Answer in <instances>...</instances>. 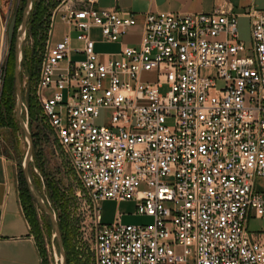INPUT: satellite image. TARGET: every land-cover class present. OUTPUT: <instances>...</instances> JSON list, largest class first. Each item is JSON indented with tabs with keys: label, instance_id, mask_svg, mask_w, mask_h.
<instances>
[{
	"label": "built area",
	"instance_id": "built-area-1",
	"mask_svg": "<svg viewBox=\"0 0 264 264\" xmlns=\"http://www.w3.org/2000/svg\"><path fill=\"white\" fill-rule=\"evenodd\" d=\"M56 10L30 95L79 185L93 264H264V231L247 229L264 218V10L245 13L249 48L225 2L148 12L139 44L105 55L92 29L117 42L131 15ZM57 17L80 46L52 39ZM106 200L151 222L104 223Z\"/></svg>",
	"mask_w": 264,
	"mask_h": 264
},
{
	"label": "rangeland",
	"instance_id": "rangeland-1",
	"mask_svg": "<svg viewBox=\"0 0 264 264\" xmlns=\"http://www.w3.org/2000/svg\"><path fill=\"white\" fill-rule=\"evenodd\" d=\"M63 1L33 0L32 10L27 21L26 37L22 44L23 116L27 117L33 136V160L29 166V172L35 187L57 215L67 264H93L91 242L89 238L82 235L80 229L84 212L81 209L83 200L76 195L79 192V185L56 142L42 123L39 106L30 95L38 74L51 17ZM24 4L25 0H0V153L12 158L17 164L21 201L30 223V233L40 252L41 263L59 264L58 248L49 220L26 191L21 170L26 143L14 118V93L8 84L11 82V76L7 71V60L13 42L8 40L7 28L12 18L15 19V27H17ZM60 22L57 17L53 30L55 39L61 38L65 32V28ZM238 35L239 39L249 48L251 44L249 29L246 26H238ZM72 57L77 58L74 54ZM200 75L213 76L214 70L203 68L200 70ZM142 78L153 79L150 74L146 73L142 75ZM44 93L47 94V92ZM100 122L99 118L97 123ZM100 207L104 223L113 222L117 212L122 214L121 222L123 224L151 222L149 217L136 214L133 201L106 200L100 203ZM247 229L253 233L264 231V218L255 217L251 213Z\"/></svg>",
	"mask_w": 264,
	"mask_h": 264
},
{
	"label": "crops",
	"instance_id": "crops-1",
	"mask_svg": "<svg viewBox=\"0 0 264 264\" xmlns=\"http://www.w3.org/2000/svg\"><path fill=\"white\" fill-rule=\"evenodd\" d=\"M225 2L231 4L232 11L237 15V25L246 26L249 32L250 21L245 13L251 8L264 10V0H64L56 12L76 4L77 7L92 6L131 15L135 24L117 42L103 40L99 30L92 29L91 36L95 41L96 51L105 55L118 52L121 44L137 46L141 38L143 18L148 12H210L215 6ZM60 23L65 28L62 36L69 34L72 45L80 46L81 42L75 39L74 32L62 21ZM52 39L59 40L54 38V34ZM0 264H42L21 201L17 164L3 153H0Z\"/></svg>",
	"mask_w": 264,
	"mask_h": 264
},
{
	"label": "water",
	"instance_id": "water-1",
	"mask_svg": "<svg viewBox=\"0 0 264 264\" xmlns=\"http://www.w3.org/2000/svg\"><path fill=\"white\" fill-rule=\"evenodd\" d=\"M33 0H25L22 9L20 22L15 27V19L12 18L7 28V37L9 41L13 42V85H14V118L18 127L22 131L24 141L26 143V150L21 162V170L27 186V189L38 208L47 216L51 225L53 236L56 240L58 248V262L59 264H67V256L64 248V242L58 222L56 213L49 207L40 192L35 187L31 180L29 166L33 160V138L29 129L27 117L24 115V102L22 95L21 83V61H22V44L26 37L27 21L32 9Z\"/></svg>",
	"mask_w": 264,
	"mask_h": 264
},
{
	"label": "trees",
	"instance_id": "trees-1",
	"mask_svg": "<svg viewBox=\"0 0 264 264\" xmlns=\"http://www.w3.org/2000/svg\"><path fill=\"white\" fill-rule=\"evenodd\" d=\"M12 42H14V39L12 40ZM7 71H8V74H10V76H11L10 77V81L11 82H9L8 84L11 86V88L13 90V93H14V85H13V47L11 48V52H10L9 57H8V60H7ZM6 91H7V88H6ZM32 138H33V136H32ZM24 183H25V180H24ZM25 187H26V191L28 192V194L30 195V197L33 198L31 196V194L29 193L28 189H27L26 183H25Z\"/></svg>",
	"mask_w": 264,
	"mask_h": 264
}]
</instances>
